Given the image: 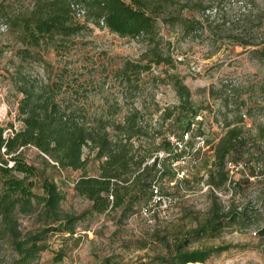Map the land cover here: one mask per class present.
I'll list each match as a JSON object with an SVG mask.
<instances>
[{"label":"rangeland","instance_id":"obj_1","mask_svg":"<svg viewBox=\"0 0 264 264\" xmlns=\"http://www.w3.org/2000/svg\"><path fill=\"white\" fill-rule=\"evenodd\" d=\"M33 1L0 0V3L19 11ZM145 1L154 10L158 9L160 48L171 54L174 68L153 67L151 73L144 74L139 80L142 92L134 98V104L139 109L149 105L144 111L145 120L155 127L162 109L179 104L168 79V76L178 77L189 90L194 107L199 109L201 121L197 133L206 138L197 165L193 166V156L184 154L186 164L182 169L186 176L179 179L171 170L170 161L161 163L167 173L158 185L165 196L176 200L166 217L151 215L148 210L154 207L149 206V200L126 215L120 210L104 214L91 212V204L74 191V183L81 175L79 171L46 168V176L66 196L61 209L84 217L76 224L73 235L48 234V249L32 264H161V260L171 259L189 232L206 225L215 197L223 207L236 204L246 209L238 221L226 225L214 237L190 238L186 250L229 245L228 252L214 255L204 264H264V235L260 233L264 229V173L260 171L262 163L255 161L259 156L256 148L252 146V155L241 161L239 167L230 171L226 168L229 184L214 189L208 182L213 171L214 148L224 135L226 124L237 121V107L242 106L241 112L246 116L241 130L248 139L256 135L258 122L264 120L247 113L257 103L260 82L264 81V66L253 53L264 47V0ZM243 6L248 9L243 11ZM85 22L88 30L73 47L59 55L51 52L46 56L50 71L34 65L29 72L45 80L65 73V68L71 75L83 72L87 77L79 82H88L91 80L88 72L94 71L91 76L102 91L89 96L87 104L92 113L102 105L103 95L119 97L122 92L113 76L107 77V74L120 69L126 61L140 60L152 47L141 38H120L106 28L96 27L92 18ZM16 48L12 34H0V127L6 129L13 125L19 130L17 108L21 95L16 87L20 65L14 57ZM193 65L200 66L201 71L195 73ZM167 126L163 128L164 136L181 132L172 121ZM10 131L7 130L6 136ZM161 140L154 141V148L146 144L154 152L152 157L162 153L155 151ZM22 154L28 164L44 167L41 154L35 148H24ZM87 175H98V162L93 158L87 166ZM20 224L23 231L36 230L39 226L34 218L26 216L20 217ZM60 252L63 257L58 262L55 259Z\"/></svg>","mask_w":264,"mask_h":264},{"label":"trees","instance_id":"obj_2","mask_svg":"<svg viewBox=\"0 0 264 264\" xmlns=\"http://www.w3.org/2000/svg\"><path fill=\"white\" fill-rule=\"evenodd\" d=\"M157 10L145 0H34L19 11L0 3V24L7 27L6 33L14 36L17 45L14 57L19 61L20 78L16 89L21 95L17 108L21 128L0 127V264H32L48 249V234L73 235L76 224L84 217L61 209L66 196L46 176V168L79 171L74 191L97 214L116 210L123 215L132 213L136 206L150 200L152 187L166 176L165 168L159 169L158 165H164L163 161H168L173 152L163 128L172 121L181 132L171 135L180 136L189 129L199 109L176 76L168 79L179 104L162 109L155 127L145 120L144 111L149 105L139 109L134 104V98L142 92L139 80L144 74L151 73L153 67L174 68L171 54L160 48ZM87 18H92L96 27L106 28L120 38H141L152 47L140 60L126 61L120 69L107 74L120 86L121 100L115 94L103 95L102 105L92 113L87 104L89 96L102 91L91 76L94 71L88 72V82H79L87 77L83 72L71 75L65 68V73L54 79L49 76L41 80L29 72L34 65L50 71L46 56L51 52L59 55L73 47L88 30ZM253 53L264 66V47ZM260 90L257 103L247 113L264 119V81L260 82ZM151 97L153 101L154 96ZM241 108L237 107V121L226 124L224 135L214 148L213 171L208 178L214 189L228 184L227 165L246 160L252 155V146L259 155L255 161L262 163L260 171L264 173V120L258 122L256 135L248 139L241 130ZM7 130L11 131L5 136ZM157 138L162 140L155 151L168 156L162 162L156 157L148 163L154 152L146 144L154 148ZM27 147L41 154L42 169L27 163L22 154ZM91 158L98 162L97 176L87 175ZM239 207H223L215 197L206 225L189 232L171 259L161 260V264H204L212 256L228 252L229 245L204 250L186 247L190 238L214 237L223 227L238 221L246 209L240 207L238 211ZM22 216L34 218L38 228L23 231ZM260 233L264 235V229ZM62 255L58 253L55 260L59 262Z\"/></svg>","mask_w":264,"mask_h":264},{"label":"built area","instance_id":"obj_3","mask_svg":"<svg viewBox=\"0 0 264 264\" xmlns=\"http://www.w3.org/2000/svg\"><path fill=\"white\" fill-rule=\"evenodd\" d=\"M246 9H248L246 6L242 7L243 11H246ZM81 18L82 17L79 16V19ZM6 31H7V27L4 24H0V34L6 33ZM192 70L195 73H199L201 71V68L198 65L195 66L193 65ZM198 115L191 122L189 129L185 130L184 133L182 132L180 136L168 135L167 138L168 142L170 143V146L172 147V152H173L172 153L173 155L168 160L171 163L169 164V166L171 170L175 173L176 177H178L179 179H183L186 176V171L182 169V167L186 164L183 155L187 153L188 155L193 156L195 160L193 166H195L197 165L198 162L197 161V157L199 156L198 154L201 150H203L204 145L206 144L205 135L197 133L199 129V123H200L199 121H201V115L200 116ZM242 118L245 120L246 118L245 114H242ZM167 156L168 155L164 154V152L162 153L159 152L148 163L154 162L156 157H158V159L162 161L163 159L167 158ZM233 164L232 163L228 164L227 169L229 170L232 168H237V166L239 165V164H235V165ZM158 168L161 169L160 163L158 165ZM158 184L152 187L151 198L148 202L150 207L151 206L154 207V210L151 211L148 210V211L150 212L151 215L166 217L169 210L175 204L176 200H174V198L170 196H165ZM208 188H210V186ZM240 209H241L240 207L237 208L238 211H240Z\"/></svg>","mask_w":264,"mask_h":264}]
</instances>
